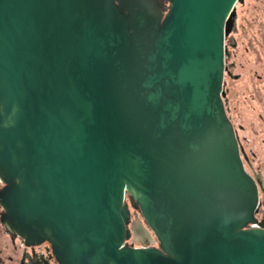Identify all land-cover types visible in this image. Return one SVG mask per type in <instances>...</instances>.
Wrapping results in <instances>:
<instances>
[{"label":"water","instance_id":"obj_1","mask_svg":"<svg viewBox=\"0 0 264 264\" xmlns=\"http://www.w3.org/2000/svg\"><path fill=\"white\" fill-rule=\"evenodd\" d=\"M242 0H0V223L57 264H264L223 101ZM131 209L156 245L129 243Z\"/></svg>","mask_w":264,"mask_h":264},{"label":"rangeland","instance_id":"obj_2","mask_svg":"<svg viewBox=\"0 0 264 264\" xmlns=\"http://www.w3.org/2000/svg\"><path fill=\"white\" fill-rule=\"evenodd\" d=\"M225 43L228 70L222 87L224 107L236 131L244 167L259 181L260 215L264 210V0L235 4ZM129 227V243L157 244L133 209ZM22 250L20 239L14 236L12 241L0 223V264H21Z\"/></svg>","mask_w":264,"mask_h":264},{"label":"flooded vegetation","instance_id":"obj_3","mask_svg":"<svg viewBox=\"0 0 264 264\" xmlns=\"http://www.w3.org/2000/svg\"><path fill=\"white\" fill-rule=\"evenodd\" d=\"M256 215L258 221L264 222V210ZM14 240V236H10ZM21 264H57L53 255L51 254L50 245L43 242L39 245L26 246L23 244Z\"/></svg>","mask_w":264,"mask_h":264},{"label":"trees","instance_id":"obj_4","mask_svg":"<svg viewBox=\"0 0 264 264\" xmlns=\"http://www.w3.org/2000/svg\"><path fill=\"white\" fill-rule=\"evenodd\" d=\"M226 43H225V70L227 69L228 70V66L226 65Z\"/></svg>","mask_w":264,"mask_h":264}]
</instances>
